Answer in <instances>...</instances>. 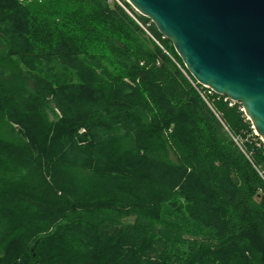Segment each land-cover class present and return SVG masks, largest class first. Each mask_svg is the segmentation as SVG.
<instances>
[{"label": "trees", "instance_id": "trees-1", "mask_svg": "<svg viewBox=\"0 0 264 264\" xmlns=\"http://www.w3.org/2000/svg\"><path fill=\"white\" fill-rule=\"evenodd\" d=\"M118 1L0 0V264H264L262 140Z\"/></svg>", "mask_w": 264, "mask_h": 264}, {"label": "water", "instance_id": "water-1", "mask_svg": "<svg viewBox=\"0 0 264 264\" xmlns=\"http://www.w3.org/2000/svg\"><path fill=\"white\" fill-rule=\"evenodd\" d=\"M192 77L242 104L264 144V0H126Z\"/></svg>", "mask_w": 264, "mask_h": 264}, {"label": "rangeland", "instance_id": "rangeland-1", "mask_svg": "<svg viewBox=\"0 0 264 264\" xmlns=\"http://www.w3.org/2000/svg\"><path fill=\"white\" fill-rule=\"evenodd\" d=\"M18 1H20L21 3H31V0H18ZM65 71L68 72L67 70H65L59 66H55L54 70H50L49 68H46L45 66H43L40 69V72L42 73L43 76L51 79L54 82L57 80L58 76L63 75L65 73ZM56 113H57V115L59 114L57 111H56ZM52 119H54V116H52ZM134 218H135V216H128V217L124 218V220L127 222H131L134 220Z\"/></svg>", "mask_w": 264, "mask_h": 264}, {"label": "built area", "instance_id": "built-area-1", "mask_svg": "<svg viewBox=\"0 0 264 264\" xmlns=\"http://www.w3.org/2000/svg\"><path fill=\"white\" fill-rule=\"evenodd\" d=\"M117 2H119L118 0H116ZM120 3V2H119ZM197 84L200 86V87H196V89L199 91V93L201 94V96L207 101V97H206V95H208V94H216L213 90H211L209 87H206V86H202L201 84H199L198 82H197ZM195 86V85H194ZM217 95V94H216ZM225 97V101L226 102H228L229 103V106L230 107H233L234 105H236V104H240V103H236V102H234V101H232V100H230L228 97H226V96H224ZM240 110L245 114V111H244V108H243V106H242V104H241V107H240ZM245 116H246V114H245ZM246 118H247V116H246ZM248 119V118H247ZM252 128H253V126H252ZM254 129V128H253ZM254 132H255V130H254ZM255 134H256V132H255ZM238 143V145L241 147V144L239 143V142H237Z\"/></svg>", "mask_w": 264, "mask_h": 264}]
</instances>
